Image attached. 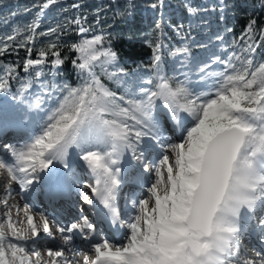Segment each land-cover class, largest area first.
<instances>
[{"label":"snow or ice","instance_id":"6c2138e0","mask_svg":"<svg viewBox=\"0 0 264 264\" xmlns=\"http://www.w3.org/2000/svg\"><path fill=\"white\" fill-rule=\"evenodd\" d=\"M53 3L54 0H46L41 12ZM254 23L250 22L246 29L249 37ZM29 27L34 31L33 26ZM79 31L85 33L87 29L81 27ZM261 36L264 37V30ZM103 41V36L95 35L71 46L78 54L72 63L81 74L82 83L77 87L63 85L60 89L65 93L63 98L48 113L39 135L30 143L4 146L10 159H0V169L22 189L31 185L38 171L48 172L55 188L61 177L51 166L60 163L68 168L70 150H76L94 178V184L83 187L91 189V196L99 200L113 223L120 222L130 230L121 245L103 238L102 242L92 243L91 264H238L241 235L249 221L257 219L264 239V215L256 216L258 210L264 213V61L257 63L247 55L236 57L240 61L236 65L230 57L228 61H220L225 65L224 71L215 73L206 71L207 64L194 67L192 71L201 80L214 78L213 92L209 93L194 90L187 77L173 81L164 75L160 70L161 45H157L152 57L154 77L147 80L137 77L134 87L117 95L103 83L101 75L120 83L123 69L108 71V66L116 65L117 54L104 48ZM3 51L0 49V53ZM244 52L255 53V48L249 45ZM47 54L39 53L40 57ZM51 54L56 57L53 67L63 63L58 52ZM43 63V59H27L24 69L28 71ZM5 72L11 76L13 70ZM41 74L37 71L36 78ZM6 84L7 80L0 77V90H6ZM30 86L23 84L13 100L22 104ZM43 103V97L36 96L28 107L40 109ZM158 104L181 130L182 142L165 138L162 142L171 150V157L165 154L153 163H142L143 171L155 176L147 189L154 206L149 209V199H140L133 203L136 214L120 221L116 199L123 182L122 158L131 153V165L144 156L141 144L146 139L161 141L159 120L154 115ZM2 118H6V111L0 114ZM151 147L144 145L145 150ZM81 199L92 204L87 191ZM24 207L31 237L35 238L39 235L37 224L27 214L29 206ZM40 227L43 233L53 236L43 215ZM85 229L95 231L86 216L81 224L56 231L64 244H69L72 237L64 233L74 230L83 233ZM10 236L17 241L28 239L25 231L16 228L11 216H6L0 222V264H42L39 252L33 250L36 259L32 261L25 254V247L13 243ZM47 255L52 258L51 264L60 261L72 264L63 250L49 248ZM83 264H89L87 255ZM244 264H264V258L247 260Z\"/></svg>","mask_w":264,"mask_h":264},{"label":"trees","instance_id":"16d2710c","mask_svg":"<svg viewBox=\"0 0 264 264\" xmlns=\"http://www.w3.org/2000/svg\"><path fill=\"white\" fill-rule=\"evenodd\" d=\"M44 3L46 0H0V49H4L0 77L7 80L6 90H0V114L14 108L18 116L29 119L31 112L43 124L63 98V85L82 83L72 63L78 54L71 46L95 35L103 36V47L117 54L116 65L108 66V71L123 69L120 83L101 75L117 95L134 87L137 77H154L152 57L157 45H161V72L173 81L187 77L191 87L199 76L192 71L194 67L207 64V72L224 71L220 61L231 57L239 65L236 57L247 55L257 63L264 61V0H54L41 12ZM252 21L249 37L246 29ZM81 27L87 31L80 33ZM52 29L55 31L50 32ZM249 45L255 53L244 52ZM41 51L48 54L40 57ZM53 51L63 60L57 67H53ZM27 59H43L44 63L25 71ZM6 69L13 70L11 76ZM37 71L42 73L39 78ZM25 83L31 86L21 104L13 96ZM36 96H42L44 103L40 109L29 108Z\"/></svg>","mask_w":264,"mask_h":264},{"label":"bare ground","instance_id":"6f19581e","mask_svg":"<svg viewBox=\"0 0 264 264\" xmlns=\"http://www.w3.org/2000/svg\"><path fill=\"white\" fill-rule=\"evenodd\" d=\"M166 112H164V109L161 105L158 104L156 111L154 112V115H156L157 119L159 120L160 125V137L161 141L157 140H145L141 144V150L144 151V158H146V161L153 163L160 157H162L165 154H168L171 157V150H168L164 147V144L162 141L166 138L163 133H170L169 129V123L166 120ZM180 134L181 131H180ZM178 137H172L171 139H167V141L170 142H178L176 139ZM0 141H3L6 143V145L14 146V147H20L27 142L22 137V134L19 131H9L7 133H2L0 135ZM145 144H151L152 147L148 148L147 150L144 149ZM156 145H158L156 147ZM140 153H137V156L139 157ZM0 157L8 158L10 159V156H8L5 151H2L0 149ZM129 159V158H128ZM126 159V155L122 158L121 166L126 167H132L136 173L139 176H142L144 178L143 184L138 188L132 184L127 185L129 192L133 194L134 198L136 199V203L139 202L140 199H149V209L154 206V199L150 198V194L147 192L148 187L151 185V183L154 181L155 176L153 173H149L146 175H143L140 170L137 169V166L133 163H129L130 160ZM69 167L72 166V170L70 172V177H67V179L71 182H73L74 185V191H73V198L70 202H60L58 204H55L56 208L53 209V214L47 215V214H41V211L39 210V206L35 204V201L39 198V190L41 186H36L34 183H31L27 187V189H22L21 185L15 181H11L7 173H4V177L0 179V193L3 190L4 184L6 183L8 186H10V191L7 195L8 201L6 205L4 206L2 203H0V222H3L6 218V216H11V219L13 223L15 224L16 228L22 231L26 232V235L28 237L25 241H14V243L22 244L25 249L26 253L29 254L28 258L32 261H35L36 257L32 256L33 250L39 252L41 254V261L42 264H51V259L47 255V249L51 248L53 250H63L65 253V256L73 263V264H79L77 257L74 255L75 252H82V251H90L91 249L87 245V243L79 242L76 239L77 233H79V230H74V234L72 233H64V235H71L72 240L69 244H64L63 240L61 239V234L56 231L57 228H68L71 227L72 224H81L82 218H78L80 214L78 207H80V202H82V199L80 200L79 193H83L86 190V188L83 187L84 184H86L85 181H88L89 179L93 181L94 178L92 175L87 171V169L83 165V161L79 160L78 154L75 149L70 150V155L68 157ZM52 171L55 173L63 172L64 165L60 163H56L54 166H51ZM127 170H123L122 173H126ZM36 174H34L35 176ZM61 175V174H60ZM58 175V176H60ZM44 177H46L48 180H52V177L49 175L48 172L45 173ZM164 178L166 180L167 173H164ZM128 184V181H126ZM25 204L29 206L30 211L27 213L28 215H32L34 222L37 224L39 235L35 238L31 237V232L29 229V225L27 224L26 219V212H25ZM59 207V208H58ZM84 207V205H83ZM136 214V208L132 209L126 212L127 220L129 216ZM43 215L47 217L48 222L52 228L53 236H46L47 234L43 233L42 227H40V216ZM260 215H264V213H261L259 210L256 213V216L259 217ZM255 225H258L257 219H252L249 221L248 226L246 227L245 231L241 235L243 237V242L246 244L252 245L253 247L259 249L261 251V258H264V243L260 236V229L255 228ZM103 223L100 222V227L102 228ZM7 228V225H5V229ZM103 229V228H102ZM86 231H91L89 229H85L83 233H86ZM99 231L101 229L99 228ZM128 229V233H129ZM7 232V230H6ZM127 235V231H123L118 238H112L108 237L106 238L109 240V242L113 245H121L125 243V236ZM51 237V239H49ZM85 238V237H84ZM98 236L93 238V241L97 242ZM92 241V242H93ZM244 254L243 247L241 246L240 251L238 253V263L239 262V255ZM247 254H250L249 251H247ZM257 255V254H256ZM257 255L256 257H249L250 260H259L261 259ZM60 264H63V261H60Z\"/></svg>","mask_w":264,"mask_h":264},{"label":"rangeland","instance_id":"374dc122","mask_svg":"<svg viewBox=\"0 0 264 264\" xmlns=\"http://www.w3.org/2000/svg\"><path fill=\"white\" fill-rule=\"evenodd\" d=\"M213 83H214V78H209L207 80H201V79L196 78V81H195L194 85L192 86V88L194 90H196V91H206V92L212 93L213 92V88H212ZM182 115H186V114H182ZM35 122H30L29 123V122H26L25 121L24 123H22L20 125H16V127H15V129H16L15 131H19L22 134V137L25 140H27V142H25V144L30 143L31 139L34 136L39 135V133H40L41 127L40 126H37V124L35 125ZM188 126L190 127L191 124H189ZM13 130H10V132L13 131ZM2 133H4V132H2ZM2 133H0V135ZM177 140H178L177 143L182 142V136L180 138H178ZM1 143L2 142H0V149L2 151H5V153H7V150L4 147L5 145H3V144L1 145ZM157 146L158 145H156V147ZM8 156H10V155L8 154ZM78 209H79V207H78ZM6 230H7V228L5 229V231ZM86 234L87 235L89 234L88 231H86V233H82V237L86 236ZM127 234H128V230H127ZM46 236H48V235H46ZM9 239H11L13 243H14V241H17V240L14 239V237H11V236L9 237ZM49 239H51V237H49ZM97 242H102V240H98ZM88 245L91 248V244H88Z\"/></svg>","mask_w":264,"mask_h":264}]
</instances>
